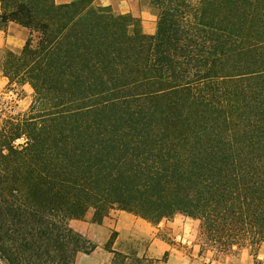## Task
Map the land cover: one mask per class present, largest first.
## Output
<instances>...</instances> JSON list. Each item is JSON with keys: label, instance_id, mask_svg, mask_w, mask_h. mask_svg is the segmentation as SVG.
<instances>
[{"label": "trees", "instance_id": "16d2710c", "mask_svg": "<svg viewBox=\"0 0 264 264\" xmlns=\"http://www.w3.org/2000/svg\"><path fill=\"white\" fill-rule=\"evenodd\" d=\"M137 1L152 36L94 0H0V29L29 30L8 89L33 90L0 114V264H77L91 211L199 220L219 254L264 244V0Z\"/></svg>", "mask_w": 264, "mask_h": 264}, {"label": "rangeland", "instance_id": "374dc122", "mask_svg": "<svg viewBox=\"0 0 264 264\" xmlns=\"http://www.w3.org/2000/svg\"><path fill=\"white\" fill-rule=\"evenodd\" d=\"M94 4L110 7L117 16H133L140 21L147 35L152 36L156 32L157 13L137 0H94ZM6 57L7 54L4 61ZM4 61L0 64L1 76H4ZM32 100L33 90L29 85L21 89L13 86L11 91L7 85L5 89H0V114H25ZM119 212H112L100 225L94 222L93 211L83 220L71 221V227L96 248L90 254L80 253L77 264H120L114 252L128 256L125 264H134L135 260H141V264H264L262 243L236 246L224 254L203 249L199 220L177 215L159 224H152L133 215L129 220L121 219ZM114 233V244L109 247Z\"/></svg>", "mask_w": 264, "mask_h": 264}, {"label": "crops", "instance_id": "0c3cea01", "mask_svg": "<svg viewBox=\"0 0 264 264\" xmlns=\"http://www.w3.org/2000/svg\"><path fill=\"white\" fill-rule=\"evenodd\" d=\"M76 0H56L58 4H68ZM29 37V30L16 24L10 23L6 30L0 29V64L4 61L5 55L9 52L20 54ZM8 80L0 75V89H5ZM121 219H130L132 216L126 212H119ZM120 221V220H119Z\"/></svg>", "mask_w": 264, "mask_h": 264}]
</instances>
